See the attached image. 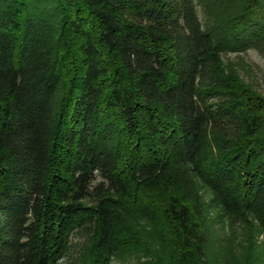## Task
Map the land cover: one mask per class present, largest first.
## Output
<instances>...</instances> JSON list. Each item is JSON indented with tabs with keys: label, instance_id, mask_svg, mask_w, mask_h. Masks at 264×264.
Instances as JSON below:
<instances>
[{
	"label": "trees",
	"instance_id": "trees-1",
	"mask_svg": "<svg viewBox=\"0 0 264 264\" xmlns=\"http://www.w3.org/2000/svg\"><path fill=\"white\" fill-rule=\"evenodd\" d=\"M262 48L264 0H0V264L78 237L108 264L165 217L174 264H206L202 187L255 264L264 98L222 58Z\"/></svg>",
	"mask_w": 264,
	"mask_h": 264
},
{
	"label": "rangeland",
	"instance_id": "rangeland-1",
	"mask_svg": "<svg viewBox=\"0 0 264 264\" xmlns=\"http://www.w3.org/2000/svg\"><path fill=\"white\" fill-rule=\"evenodd\" d=\"M200 16L203 20L201 12ZM222 62L223 67L229 74L234 75L239 81L264 98V48L244 53L227 54L223 56ZM202 188L201 193L205 197L211 216V220L207 225L210 244L206 264H244L250 254L246 244L248 229L241 224L233 226L218 211L214 212V209H210L212 208L209 205L211 195L208 189ZM165 191L159 192V194L167 195L165 197H167L166 201L169 203L170 199L168 197L176 193L173 189L169 193L167 192L168 189H165ZM162 207L163 205L160 203L159 208L162 209ZM137 226L138 229L134 228L140 234L138 236L139 240L136 242L137 246L127 247L119 254L113 255L108 264H174L175 258H173L171 246L168 244H172L174 235L168 218L165 217V222L162 221L159 225L168 233L165 237L166 240L159 239L158 235H149V233L155 232L150 229V226L148 227L146 220L137 223ZM85 239V237L75 239L73 252L67 259L62 261V264H90L85 255V249H82L85 247ZM254 242L258 247L253 254L256 259L255 261L252 259V261L255 264H264V233L258 232L254 237Z\"/></svg>",
	"mask_w": 264,
	"mask_h": 264
}]
</instances>
